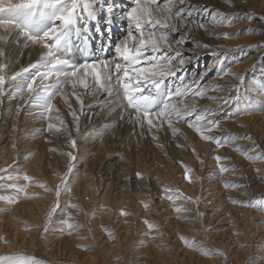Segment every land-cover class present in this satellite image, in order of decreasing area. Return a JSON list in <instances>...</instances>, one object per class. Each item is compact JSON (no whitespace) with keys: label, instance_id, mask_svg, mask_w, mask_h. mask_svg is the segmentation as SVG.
<instances>
[{"label":"rangeland","instance_id":"1","mask_svg":"<svg viewBox=\"0 0 264 264\" xmlns=\"http://www.w3.org/2000/svg\"><path fill=\"white\" fill-rule=\"evenodd\" d=\"M134 1L77 0L74 18L54 53L70 67L79 66L99 57L116 58L119 41L137 51L144 40L148 48L138 61L119 60L127 70V76L120 72V86L101 88L91 69L82 73L84 84L75 76L64 81L51 57L45 59L52 61L47 67L39 63L41 58L25 64L0 41V75L5 80L0 93V169L5 170L0 171V185H27V195L20 194L15 203L0 199V257L8 258L0 264L19 259L38 264H264V171H258L264 169V0H175L172 12L179 15H168L167 23L176 30L167 31L166 41H159V26L144 22L137 31L133 22L128 27L127 15L120 20L136 6ZM146 1L142 6L153 14L147 20L165 19L157 9L168 0ZM23 2L4 0L3 7ZM43 23L47 30L51 21ZM59 24L57 20L53 26ZM147 33L159 44L153 54ZM43 42L55 44L51 38ZM150 56L172 57L175 68L154 93L151 128L146 119L142 126L135 123V110L122 88L127 81L143 85V95L155 91L142 73L154 67ZM138 70L141 81L132 79ZM16 73L21 76L11 83ZM178 82L191 83L175 97ZM27 83H32V92ZM201 90L204 95H196ZM42 92L51 96V111L43 102H32ZM206 95L215 99L205 101ZM166 100L179 102L177 109L194 105L195 111L182 117L172 112L170 120L156 115ZM118 108L123 114L113 113ZM197 114L205 117L199 124ZM25 175L31 179L24 180ZM16 176L20 178H8ZM14 192L0 187V196ZM10 211L14 219H7Z\"/></svg>","mask_w":264,"mask_h":264},{"label":"snow or ice","instance_id":"2","mask_svg":"<svg viewBox=\"0 0 264 264\" xmlns=\"http://www.w3.org/2000/svg\"><path fill=\"white\" fill-rule=\"evenodd\" d=\"M153 4H155V0H151ZM175 0H168V3L164 5L162 9H157L159 12L165 14V19H156L153 18L152 20L148 21L147 17L152 16V12L149 11V9L146 6H142V0H135V7H132L131 10L127 13V18L130 22L135 23V26L138 31H142L144 27V22L150 23L152 27L159 26L163 31L162 34L159 37V41H166L168 39L167 37V31H175L176 25L167 23V16L168 15H179V13H173L172 12V6L174 4ZM180 3H183V0H179ZM4 0H0V25H6V24H14L17 29L20 30L19 34H23L26 39L32 40L34 42H39L43 39H54L55 44H45V47L48 49V51L45 54V57L41 58L40 64H43V66L47 67L48 64H50L52 61L49 60L47 63H45V59L47 57H51L52 60L55 61V65L59 66L58 71H61L63 74L64 81H67L70 77H74L77 75V71L80 69H91L92 74L94 75L95 82L100 85L101 88L107 89L108 84L111 81V69L113 67L112 63L108 61H96L91 63H84L79 66H72L70 67L68 65V62L62 59H57L55 57V50L56 48L61 44L64 36L65 29L70 25L74 18L75 14V8L77 6V0H26V2L17 4V5H11L9 4L7 7H3ZM191 15V13H189ZM220 16V13H217L216 17H213L214 21L217 20V17ZM60 21V24L58 26H53L55 21ZM45 21H51L50 26L47 28V30L43 31L42 36H33L31 34V29L35 25H39L40 23H43ZM219 22V21H218ZM202 27V26H201ZM27 30V31H25ZM131 35V33L129 34ZM227 35V34H225ZM5 38L0 37V41H3ZM183 37L180 41H177V43H182ZM148 43L150 44L152 51L155 52L159 48V44L156 40H153L151 35L148 37ZM141 47L137 49L135 55H130L129 49L127 46L121 42L115 49L117 53H120L122 58L125 61L130 62L131 60H138L140 58L141 52L143 51V45L144 40L140 41ZM4 52L2 49H0V56H3ZM179 55V53H177ZM167 60L168 63H164V61ZM172 57H163L160 58H151V62L154 65L153 68L144 70L145 77L149 80V82L152 84V89L155 91H151L149 95H143L142 94V85L140 83H136L134 86L130 85L128 82H124L122 84V88L124 90V96L127 100L128 106H130L132 109L135 110L136 113V119L135 123L143 125L144 120H147L148 125L150 128L153 125V120L151 119L152 115V105L154 102V93L158 92L161 88V85L163 84L164 80L163 78L168 75H172L175 72V68L170 66ZM184 61L181 60L180 64L183 65ZM4 65L0 64V69H3ZM32 67H36V65H33ZM65 68H70L71 71H63ZM97 68H100V71H97ZM115 70L117 73L123 71L125 73V76H127V70L124 68L123 65L116 63L115 64ZM23 72H27L28 69H23ZM138 74L132 79L139 81L140 75ZM151 74L149 76L148 74ZM46 75V74H42ZM21 76V73H16L15 76H13L10 80L11 83H14L18 77ZM103 79V83H101V80ZM117 82H120L119 75L116 77ZM242 80V77L240 78ZM5 83L4 76L0 75V93L3 92V85ZM81 83H84L81 81ZM27 90L29 92L33 91V85L32 83H27ZM23 91V89L21 90ZM184 94V90L182 89H176V96H180ZM197 95H203V92H197ZM171 98V97H170ZM169 98V100H170ZM51 99V96L48 95L45 92L39 93L33 97L32 102L33 103H40L43 102V106L46 107L49 111H51V107L49 105V101ZM215 99V97H213ZM169 100H166L163 105L164 107L160 110L159 113H156V115H163L166 119H171L172 112H175L177 116L182 117L183 115H191L193 111H195L194 105H186L183 109H177L174 105H171ZM82 103V101H81ZM73 119L74 121L77 119L75 113H73ZM205 119L204 116L197 114L195 117V120L197 124H199L201 121ZM208 125L214 124V121L208 120ZM194 126V125H190ZM49 128H52L53 126L51 124L48 125ZM171 127V124H170ZM200 128H197V131H200ZM176 129L173 128V135L176 134ZM204 139L211 140L212 137L204 136ZM248 139H251L248 137ZM220 141H217V144H219ZM75 141H72V147H75ZM71 159H75V157H71V154H68ZM216 159L219 161L221 158L216 157ZM71 168V165L69 166ZM226 170V169H222ZM0 171H5L4 169H0ZM190 169H186V172H189ZM258 171H264V169H258ZM139 176V173L137 174ZM67 176V173L65 174ZM9 179H19V176L16 177H8ZM23 179L28 181L31 178L27 175L23 176ZM62 185L64 188H67V184L62 180ZM41 187H44V185H40ZM0 187H11L15 190L13 195L9 196H0V199L5 200V202L9 205L16 202V200L19 198L20 194L27 195L26 188L27 185H21V184H11V185H0ZM167 191V189H166ZM57 197L60 195V189H57ZM171 199V197H169ZM233 203H240L239 201H233ZM55 205L53 208L49 211L48 216L51 217L52 213L55 211ZM75 207V205H73ZM147 207V205H146ZM8 208H5L4 211H8ZM180 209H177L179 211ZM72 224H68V228H72ZM150 228L155 227V225L149 224ZM220 256H223L224 253L221 251L218 253ZM7 257H0V260H7ZM15 264H38L37 261L33 259H19L15 261Z\"/></svg>","mask_w":264,"mask_h":264},{"label":"bare ground","instance_id":"3","mask_svg":"<svg viewBox=\"0 0 264 264\" xmlns=\"http://www.w3.org/2000/svg\"><path fill=\"white\" fill-rule=\"evenodd\" d=\"M115 1V4L117 5V2H118V0H114ZM150 1V0H149ZM149 1H146V3H148ZM87 2H89V1H87ZM134 3H135V1H134ZM144 3H145V1H144ZM112 4V3H111ZM143 4V3H142ZM134 5V4H133ZM136 5V4H135ZM145 5V4H144ZM143 5V6H144ZM148 5V4H147ZM191 5V4H190ZM193 8H197L196 7V3H194L193 2ZM91 7V6H90ZM114 6L112 5V8H113ZM119 7V6H118ZM135 7V6H134ZM148 7V6H147ZM151 7V6H150ZM157 7H159V6H157ZM131 8H132V6H131ZM152 8V7H151ZM154 8V7H153ZM156 8V7H155ZM130 9V8H129ZM113 11V10H112ZM128 10H126V12H127ZM152 11V10H151ZM154 11V10H153ZM128 13V12H127ZM127 13H123V14H121L120 16H119V18H120V20L121 21H123L124 20V17H126V15H127ZM112 14V13H111ZM153 15V14H152ZM119 18H118V20H119ZM110 19V18H109ZM211 19V18H210ZM107 21V20H106ZM113 21V20H112ZM149 21V20H148ZM46 22V21H45ZM114 22V21H113ZM107 23V22H106ZM108 23H110V22H108ZM44 24V23H43ZM47 24V23H46ZM130 24V21H129V23H128V27L130 26L129 25ZM42 24H40V25H35V26H33V28L31 29V31H33V33H37L38 35H40V36H42V34H43V31H45V27L44 26H41ZM56 25V24H55ZM111 26H112V24H110ZM135 26V25H134ZM109 27V26H108ZM127 27V28H128ZM48 28V27H47ZM99 28V27H98ZM108 30V29H107ZM106 30V31H107ZM26 31V30H25ZM99 31H101V30H99ZM138 31V30H137ZM145 31V30H144ZM105 32V31H104ZM20 33V30L19 29H17L16 27H15V25L14 24H6V25H0V37H4L5 39L2 41V42H7L8 43V46L10 47V50H11V52L13 51V50H15V52H16V55L17 56H20V57H22V58H24L23 60H24V63L26 64H28V62H30L32 59H37V58H42V57H44L45 56V54H46V47H45V42H43V40H41V41H39V42H34V41H32V40H28V39H26V37L23 35V34H19ZM42 33V34H41ZM127 33V32H126ZM125 33V34H126ZM130 33V32H129ZM146 33V32H145ZM100 34V33H99ZM148 34V33H147ZM35 36H36V34H34ZM128 35V34H127ZM148 35H150V34H148ZM144 36V35H143ZM136 37V36H135ZM134 37V38H135ZM108 38H111V36H109L108 35ZM125 39L126 38H129L128 36L127 37H124ZM121 39V38H120ZM131 39V38H130ZM52 40V39H51ZM105 40V39H104ZM112 40V39H111ZM114 40V39H113ZM106 41V40H105ZM124 41V40H123ZM126 41V40H125ZM135 41V40H134ZM117 42V41H116ZM115 42V43H116ZM138 42V41H137ZM50 43V42H49ZM52 43V42H51ZM98 43V42H97ZM101 43V42H100ZM104 43V42H103ZM106 43V42H105ZM124 43V42H123ZM6 44V43H5ZM54 44V43H53ZM109 44V43H108ZM116 44H120V41H119V43H116ZM126 44V43H125ZM132 44V43H131ZM100 45V44H99ZM115 45V44H114ZM113 45V46H114ZM129 47H130V44L128 43L127 44ZM136 45V44H135ZM86 47H88L87 46V44L85 45ZM116 46L117 45H115V48H116ZM127 46V48L129 49V53H130V55H134L135 53H136V51L134 50L135 49V46L133 45V48H129ZM132 46V45H131ZM139 46L141 47V44H139ZM105 47V46H104ZM137 48H138V45H137ZM148 47H147V44L146 43H144V45H143V49H147ZM151 49V48H150ZM106 50H107V48H106ZM137 50V49H136ZM152 50V49H151ZM149 51V50H148ZM9 52V51H8ZM114 52H115V50H114ZM143 52V51H142ZM166 52L167 53H171L172 52V50L171 49H168L167 48V50H166ZM10 53V52H9ZM117 53V52H116ZM154 52H152V54H153ZM13 54H15V53H13ZM81 54H84V53H81ZM102 54V53H101ZM110 54V53H109ZM115 54V53H114ZM7 56V58H8V56L9 55H6ZM87 56L88 57H90L91 55H88V53H87ZM115 56V55H114ZM12 57V56H11ZM83 57V56H82ZM94 57V56H93ZM151 57V56H150ZM14 58V57H13ZM105 58H106V56H105ZM144 58H145V56H144ZM152 58V57H151ZM150 58V59H151ZM18 59H20V58H18ZM89 59H91V58H89ZM13 60V59H12ZM21 60V59H20ZM102 60V58H97L96 60L95 59H91V61L90 62H87V63H91V62H96V61H101ZM104 60V59H103ZM119 60H121L120 62H122V61H125L123 58H122V56H121V54L120 53H117V55H116V58H114V57H111V58H109V59H105L104 61H108V62H110V63H112V65H113V67H112V69H111V77H112V79H111V81L109 82V85H112V86H114V85H116V84H118V82H117V79H116V77L119 75V77H121L120 75H121V73L119 72V73H117L116 72V70H115V64L116 63H119ZM10 61V60H9ZM14 61V60H13ZM16 61V60H15ZM83 61V60H82ZM138 61V60H137ZM20 62V61H19ZM85 62V61H84ZM125 62H127L128 64H130L131 62H132V60L130 61V62H128V61H125ZM133 62H134V60H133ZM11 63V62H10ZM20 64H22V63H20ZM176 64V63H175ZM15 65H18V63L17 64H15ZM13 66H14V64H13ZM20 66V65H19ZM23 66V65H22ZM182 66V65H181ZM10 67H12V66H10ZM18 67V66H17ZM45 68V67H44ZM131 68V67H130ZM14 70L16 69V68H13ZM47 69V68H46ZM137 69V68H136ZM13 70V71H14ZM101 69L100 68H97V71H100ZM131 70V69H130ZM133 70V69H132ZM8 71V70H7ZM11 71V70H10ZM91 71V70H90ZM129 71V70H128ZM134 71H135V69H134ZM84 72H88V70L87 69H80L79 71H77V75L75 76L76 77V79H77V82L79 83V81H81L82 79H84V77H82V73H84ZM138 72V71H137ZM143 73V75L145 74V72H142ZM85 74V73H84ZM122 74H125V73H122ZM137 74V73H136ZM62 76V75H61ZM90 76H92V75H90ZM94 76V75H93ZM92 76V77H93ZM145 77V76H144ZM73 78V77H72ZM142 79H145V78H142ZM85 80V79H84ZM121 80V79H120ZM125 80H127V79H125ZM27 81V80H26ZM29 81V80H28ZM86 81V80H85ZM124 81V80H123ZM141 81V80H140ZM88 82V81H87ZM125 82H127V81H125ZM73 83H75L74 81H73ZM85 83V82H84ZM83 83V84H84ZM145 84H146V82H144ZM187 83H189V82H187ZM187 83H185L184 82V84H182L181 82H178V84H176L175 85V93H176V89H182V88H187L188 86L186 85ZM191 83V82H190ZM190 83H189V85H190ZM87 84V83H86ZM131 84V83H130ZM79 85V84H78ZM119 85V84H118ZM177 85H178V87H177ZM120 86V85H119ZM119 86L117 87V88H119ZM143 86V85H142ZM83 87V86H82ZM76 90H77V88H76ZM117 90V89H116ZM119 90V89H118ZM173 91V90H172ZM189 91H190V89H189ZM204 90H201L200 92H203ZM175 93L173 94V95H175ZM80 94H81V92H80ZM87 94V93H86ZM93 94V93H92ZM121 94V93H120ZM197 95V94H196ZM204 95V94H203ZM202 96V95H201ZM210 96H212V95H210ZM167 97V96H166ZM170 97V96H169ZM175 97H177L176 95H175ZM192 97V96H191ZM199 96H197V98H198ZM209 96L208 95H206V97L204 98L205 99V101H213V99H211V98H208ZM213 97V96H212ZM123 100V99H122ZM180 100V99H179ZM184 100V99H183ZM203 101V100H202ZM215 101V100H214ZM124 102V101H123ZM182 102H184V101H182ZM181 102V103H182ZM176 102H172V101H170V104L171 105H177L178 103H176ZM208 104H209V102H207ZM211 103V102H210ZM121 104H122V102H121ZM124 104V103H123ZM124 106V105H123ZM43 107V106H42ZM122 107V106H121ZM125 107V106H124ZM124 107H122V108H124ZM120 108V107H119ZM117 109V111H114L113 113H117V112H120L121 113V109ZM112 109V108H111ZM110 109V110H111ZM125 109V108H124ZM39 110V109H38ZM112 111V110H111ZM125 111H127V110H125ZM124 111V112H125ZM48 113V112H47ZM46 113V114H47ZM125 113H128V112H125ZM132 113L134 114L135 112H133L132 111ZM132 113H131V116H133L132 115ZM207 113V112H206ZM121 114H123V113H121ZM136 114V113H135ZM134 114V115H135ZM201 114V113H200ZM125 115V114H124ZM210 115V114H209ZM119 116H121V115H119ZM264 116V115H263ZM208 117H210V116H208ZM130 118H132V117H130ZM134 118V117H133ZM120 119V118H119ZM124 119V118H123ZM122 119V120H123ZM129 120V119H128ZM118 121V120H117ZM133 121V120H132ZM13 125H14V123H13ZM121 126V125H120ZM123 126H124V124H123ZM131 128H132V126H131ZM120 129V128H119ZM124 129H126L125 128V126H124ZM120 131V130H119ZM121 131H122V129H121ZM126 131H127V129H126ZM123 132V131H122ZM124 133H125V131H124ZM123 133V134H124ZM116 134V133H115ZM116 136V135H115ZM124 136H125V134H124ZM118 137V136H117ZM129 137V136H128ZM105 139V138H104ZM201 139V138H200ZM200 139H199V141H200ZM101 140H103V139H101ZM197 143H198V141H197ZM104 145V144H103ZM102 145V146H103ZM201 145H202V143H201ZM100 147V146H99ZM102 148V147H101ZM204 149V148H203ZM38 151V150H37ZM36 152V151H35ZM250 153V152H249ZM35 154V153H34ZM37 154H38V152H37ZM36 154V155H37ZM38 156V155H37ZM33 160V159H32ZM31 162V161H30ZM28 164H29V162H28ZM35 164V163H34ZM34 164H33V166H34ZM31 165H32V163H31ZM32 166V167H33ZM27 170V169H26ZM30 170V169H29ZM35 170V169H34ZM31 172H32V170H31ZM30 172V173H31ZM29 174V173H28ZM121 175V174H120ZM217 176V175H216ZM119 178V177H118ZM164 190V189H163ZM162 190V191H163ZM192 193V192H191ZM190 193V194H191ZM141 197V196H140ZM37 202V201H36ZM39 202V201H38ZM160 202V201H159ZM38 207H39V205L38 204H36ZM41 207V206H40ZM166 209V208H165ZM167 210V209H166ZM2 211V210H1ZM31 212V211H30ZM11 213H13V212H9L8 214H7V219L8 218H11ZM102 213V212H101ZM186 213H189V212H186ZM264 214V213H263ZM262 214V215H263ZM13 215H14V213H13ZM34 215V214H33ZM182 215V214H181ZM97 216H100V215H97ZM99 218V217H98ZM11 219H14L13 217L11 218ZM9 220V221H11V222H13L14 223V220ZM179 219V218H178ZM262 220V219H261ZM185 221V220H184ZM191 221V220H190ZM16 223V222H15ZM14 223V224H15ZM9 224V223H8ZM264 224V223H263ZM6 226V225H5ZM177 230V229H176ZM13 231V230H12ZM14 233H15V230H14ZM33 239V238H32ZM9 245V244H8ZM157 250V249H156ZM194 256V255H193ZM192 256V257H193ZM191 257V256H190ZM185 261V260H184ZM212 261H214V260H212ZM192 262V261H191Z\"/></svg>","mask_w":264,"mask_h":264}]
</instances>
